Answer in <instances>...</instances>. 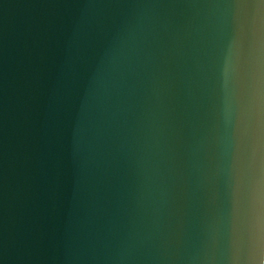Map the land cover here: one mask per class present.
<instances>
[{
    "label": "water",
    "instance_id": "1",
    "mask_svg": "<svg viewBox=\"0 0 264 264\" xmlns=\"http://www.w3.org/2000/svg\"><path fill=\"white\" fill-rule=\"evenodd\" d=\"M0 264H264V0H0Z\"/></svg>",
    "mask_w": 264,
    "mask_h": 264
}]
</instances>
